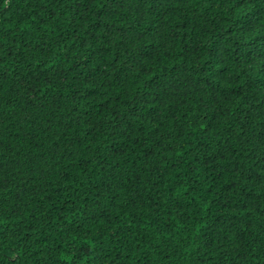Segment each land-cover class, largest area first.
Segmentation results:
<instances>
[{
  "label": "trees",
  "instance_id": "trees-1",
  "mask_svg": "<svg viewBox=\"0 0 264 264\" xmlns=\"http://www.w3.org/2000/svg\"><path fill=\"white\" fill-rule=\"evenodd\" d=\"M0 264H264V0H0Z\"/></svg>",
  "mask_w": 264,
  "mask_h": 264
}]
</instances>
